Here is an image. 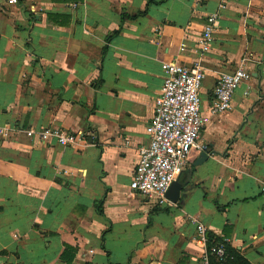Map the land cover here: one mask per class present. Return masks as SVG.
Returning <instances> with one entry per match:
<instances>
[{"label":"crops","instance_id":"obj_1","mask_svg":"<svg viewBox=\"0 0 264 264\" xmlns=\"http://www.w3.org/2000/svg\"><path fill=\"white\" fill-rule=\"evenodd\" d=\"M221 0H0V264H200L196 224L264 264V0H225L208 49L198 40ZM200 63V141L174 206L129 189L161 64ZM251 80L210 116L215 80ZM82 132L62 147L28 138ZM170 202V201H169ZM218 261L211 259L209 264Z\"/></svg>","mask_w":264,"mask_h":264},{"label":"built area","instance_id":"obj_2","mask_svg":"<svg viewBox=\"0 0 264 264\" xmlns=\"http://www.w3.org/2000/svg\"><path fill=\"white\" fill-rule=\"evenodd\" d=\"M16 4L17 0H8ZM221 0L217 11L206 17L202 34L198 40L201 52L208 49L211 35L219 13L225 8ZM163 84L161 93L154 99L152 118L145 127L148 137L146 146L139 148L129 189L140 196L155 200L158 206H174L165 194L170 185L182 175L191 152L206 153L207 146L200 141L203 128L209 118L201 114L200 89L205 77L200 63L184 66L175 61L161 64ZM251 80V74L240 64L231 72L222 73L215 80L210 116H219L231 109L232 100L239 86ZM14 130L0 126V140L7 139ZM28 138L45 143L54 141L62 147H76L85 142L82 132H71L61 128L47 127L34 132L26 131ZM196 242L203 249L200 264H209L211 259L222 262L231 259L228 240L209 243L206 228L196 224Z\"/></svg>","mask_w":264,"mask_h":264},{"label":"water","instance_id":"obj_3","mask_svg":"<svg viewBox=\"0 0 264 264\" xmlns=\"http://www.w3.org/2000/svg\"><path fill=\"white\" fill-rule=\"evenodd\" d=\"M207 158H208L207 153H204V152L200 153L199 158L196 160L194 165H199L203 163L204 161L207 160ZM181 189H182V185L179 182V179H177L170 185L169 189L167 190L165 194V198L168 201H170V203L176 204L179 200Z\"/></svg>","mask_w":264,"mask_h":264},{"label":"trees","instance_id":"obj_4","mask_svg":"<svg viewBox=\"0 0 264 264\" xmlns=\"http://www.w3.org/2000/svg\"><path fill=\"white\" fill-rule=\"evenodd\" d=\"M18 1H22V0H17V2ZM227 250L229 252V255H230L231 259L224 260V261L220 262V264H232V263H235V262H243V260L238 255L233 253V251H231L229 249H227ZM216 264H219V263H216Z\"/></svg>","mask_w":264,"mask_h":264}]
</instances>
